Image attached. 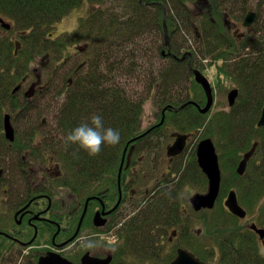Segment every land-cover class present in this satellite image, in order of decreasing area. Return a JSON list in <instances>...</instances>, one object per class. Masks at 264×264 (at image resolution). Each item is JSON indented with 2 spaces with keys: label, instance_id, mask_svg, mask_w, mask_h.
Returning <instances> with one entry per match:
<instances>
[{
  "label": "trees",
  "instance_id": "16d2710c",
  "mask_svg": "<svg viewBox=\"0 0 264 264\" xmlns=\"http://www.w3.org/2000/svg\"><path fill=\"white\" fill-rule=\"evenodd\" d=\"M84 1L0 0V17L11 21L13 31H18L20 37V43L14 48L11 41H3L0 44V133L6 104L10 103L8 108L11 111L23 110L26 106H21L11 94L13 87L30 73L36 56L50 53L51 50L59 53L67 46L73 36L65 37V41L64 38L57 41L52 39L49 31ZM90 1L94 4L103 2ZM115 1L117 10L116 7H98L81 20V30H84L82 36L91 41V55L95 64L91 63V67L88 65L86 71L84 69V72L74 76L75 81L66 91L64 102L56 114V129L50 141V150L63 169L61 184L73 192H78L80 188L90 191V180L95 178L99 181L107 177L111 178L110 185L104 184L99 191L105 190L107 186L109 189L106 188L105 193L111 198L116 197L117 175L124 149L126 144L140 133L144 102L129 97L120 83L116 82V77H111L109 72L120 71L122 74L126 62L134 63L132 56L140 48L139 39L146 37L144 35L151 29H155L163 35V45L158 49L161 56L163 57L162 52H166L167 47H171L169 50L173 53V56H169L170 64L162 68L160 73L161 85L165 89L161 101L174 103L173 96L169 95L173 85L180 81L184 73L192 75L191 68L204 70L201 59L209 57L216 62L223 61L217 65L219 76L234 78L242 86L239 98V104L243 105L242 113H239L235 106L231 113H216L206 123V116H192L185 109L178 114L167 115L166 123L174 125L171 123L173 120H170L172 117L182 118V121L179 120L176 124V129L183 133H192L194 136L202 131V138H213L221 152L222 168L228 173L222 177L221 198L213 210L207 211L203 218L200 217L207 235L210 234L209 239L217 241L220 246V260L228 261L224 264H264V249L259 245L255 233L236 224L239 218L229 213L222 203L229 190H236L241 205L248 213L253 214L257 226L264 228V127L257 126L264 107V58L252 62L249 57H241L233 62V65L226 64L235 54L240 55L241 50L245 51L249 41L241 44L237 36L230 34L227 25L222 21L225 14L224 9L220 8V0ZM236 19L240 20L239 17ZM164 24L168 28L169 45H166ZM178 32L192 33L195 45L186 47L177 43ZM261 38L262 41L258 43L264 45L263 32ZM262 47L264 49V46ZM188 50L193 54V60H177ZM260 53L264 55V50ZM108 64L110 67L106 71ZM192 84L197 86L195 81ZM176 104L179 105L178 102ZM95 113L103 115L105 126L120 130V143L115 146H103L102 151L95 156L89 155L76 145L66 146L63 137L67 131L81 122L90 120L91 115ZM2 138L0 134L1 142ZM16 143V149L28 147L24 140H17ZM133 144L131 147L136 151L137 145ZM255 146L246 173L240 176L236 166L244 153L251 151ZM130 152L132 153V149L127 152L126 164ZM40 156L41 153L37 152L35 158ZM23 163L25 161L21 158L20 164ZM225 163L227 165H224ZM193 165L196 169H186L175 189L157 194L159 198L152 202L149 217L143 223L147 227L146 232L157 222L164 220L177 227L189 226L186 216L183 218L177 195L186 184L207 183V178L199 167L194 163ZM182 169L183 167L179 168L177 172L180 173ZM3 175L0 177V197L6 194L1 186ZM135 217L128 223V239L134 238L133 234L141 229V223ZM70 221H75V218ZM0 231L16 239L24 237L20 230L7 228V224H0ZM32 235L33 231L26 237L30 239ZM130 243L132 247L127 248L126 255H148L147 251H140L142 249L138 247L139 244ZM15 244L10 237L0 235V254L14 248ZM124 250L121 249L117 256H121ZM197 255L202 260L208 258L205 252Z\"/></svg>",
  "mask_w": 264,
  "mask_h": 264
},
{
  "label": "flooded vegetation",
  "instance_id": "af4514ba",
  "mask_svg": "<svg viewBox=\"0 0 264 264\" xmlns=\"http://www.w3.org/2000/svg\"><path fill=\"white\" fill-rule=\"evenodd\" d=\"M225 19H227L225 21V24L227 25V28L230 29L231 23L228 20V14L225 15ZM233 25L235 26V24ZM250 29L251 27L247 28L248 31ZM18 39L19 42H17V44L20 43V38ZM73 39L75 40L74 37H72L71 40ZM66 48H69L68 45L66 46ZM169 49L171 50V47ZM169 49L167 47V51L162 52L163 57L169 58V56H173L172 55L173 53H171ZM49 57H50L49 53H45L44 58H47V61L42 63L43 65L42 67H44L49 63L50 60ZM188 58L190 60H193V54L189 52V50L186 52V54H184V56L178 57L177 60L181 62H186ZM201 60L203 61V65L205 68L204 70H200V69L197 70H200L203 74H205L206 66L209 60L208 59H201ZM94 61L95 60L93 58H90L89 60H87V62H83L74 70H71L73 71V75L77 76L78 74H80V72H83V70L86 67H88V65L91 67V63L95 64ZM191 69H193V71H192V75H189V77H193L194 81L196 82L194 75V70L196 69L194 68ZM28 75L22 81L17 83V85L12 89L11 94L16 98H17V94L22 91L23 86L28 82L29 80ZM67 81L68 82L66 84V87H64L65 89L64 94L74 83V80L72 78L68 79ZM40 84H41V78L40 76H38L37 81L31 84V88L28 90V92L24 94V96L28 98V95L29 94L31 95L32 91L34 92V90H36L37 88L42 87ZM196 84L197 86L193 85L194 91L197 90L195 92L199 93L198 92L199 90L201 92L202 94L201 99L198 100V97L196 96L195 98L190 97L189 95L191 94V92H189L188 99H176L172 94H169L173 96L174 103H165L163 101L158 102L159 104H157V106L161 108L160 110L161 119L159 122L153 123L147 128L140 130V133L137 135V137L134 138L135 141L132 142V144L135 143L137 145L136 148L137 150L135 151V148H133V146L131 147L132 144L130 142L126 144L123 153V156L125 155L124 162L122 164L121 161L117 175V195L116 197L113 198H111L107 193H105L106 188H108L107 186L105 190L102 189L101 191H99V189H101L104 184L108 186L110 185L111 178L107 179V177H105L106 180L100 179L99 181H96L95 178L93 180H90V187H91L90 191L87 189L80 188L78 192H73L70 190L69 187L63 186L61 184L63 183L60 180V178L63 175V169L61 168L59 162L54 161V157L52 155H49V158L46 157L44 158V156L46 155L44 151L52 153V150H50V141L53 137V133L45 132V131L41 132L39 128L36 127L32 128L31 126H28L25 134L23 135L24 137L22 138L17 137L15 130L16 124H13V120H12L13 116L10 114L11 123L15 131V139L14 141L8 140L5 133V115L9 113H5V111H7L5 107L4 114L2 117V126H1L2 130L0 133L3 136L2 139L4 140V142L2 140L1 144L5 146L7 145L8 150L20 155L24 159L25 163H23L21 166H22V170L26 172V178L30 180V183L28 184V181L26 180V182L24 183L26 186V187L24 186L25 189L24 187H22L21 189L14 187V191H12V188L10 187L9 190L11 192L7 193L10 200V207L13 212L12 214L13 228H15L16 230H20V233L24 235L23 239L13 238L2 231H0V235H6L7 237H10V239H12L16 243L15 246H19L20 248L25 249L27 256L32 259L33 264H38L39 259L50 252H58L60 255H62L63 257L67 258L69 261L75 264H80L82 258L86 254H90L91 256L98 258H107L109 256H112V262L110 264H117L118 262L123 263L124 262L123 259L131 258V256L133 257L136 256L139 258H149L151 257L149 254L154 252L153 257L157 256V260L153 261V264H170L172 261L176 259L180 250L189 251L193 253L197 258H199V256L197 255L198 253H203V252L207 253V257H208L207 260H202L199 258L205 264L228 263V261L220 260V246H218L217 241L213 240L214 244L211 245L212 248H209V246H207L209 237L206 233V229H204V233H205L204 235L205 238H204L200 230L196 232L192 229L191 226L186 227L185 225H183V227L181 226L177 227L174 226L173 223L168 222L167 220H164L163 222H157L147 232L145 231L147 227L146 225L143 224L145 220L149 217V214L152 209V207H150L152 205V202L159 198L157 196L160 195L159 194L160 192H171L173 189H175L177 182L180 179H182L185 170L186 169L192 170L193 168H195L193 163L197 165L199 169L202 171L198 163L197 149L200 142L208 138V137L202 138V134H201L202 131L200 134H197L196 136H194L192 133H183L180 130L176 129L177 127L176 124L179 123V120L182 121L181 120L182 118L172 117L170 120H173V122L171 123H173L174 125L172 124L170 125H172L176 130L174 129L175 131L172 132L170 135L171 141L167 143L165 148V152H166V158L164 159L165 163L163 161L162 164L163 166H161V170L156 175L155 180L151 186L152 188L151 189L147 188L141 194L137 195V192L133 189L134 187H132L133 182L135 180L134 176H136V174H134L135 173L134 169L136 167V162L134 163L135 158L137 156L139 161L142 162L144 161L145 158L140 157L138 155L140 153H144L147 150H150L151 144L154 143L155 139L159 138V136H162V132H161L162 129L166 128V126L168 125L166 123L167 115L178 114L179 111H184L186 109L188 113L192 114V116H196V117L206 116L207 118L206 123L209 121L208 120L209 114L212 110L214 102L211 109L207 113H202L201 110L204 109L208 103V97L204 88L197 82ZM16 88L18 89L17 91H15ZM233 90H238L239 91L238 97L240 95V90L238 88L232 89L228 93V102H229V95ZM213 95H214V89H213ZM237 99L234 105H230L229 102L231 110L235 107ZM177 102L179 103V105L176 104ZM262 111L259 119L261 118ZM231 112L220 111L217 113L223 114V113H231ZM163 118L164 120L162 121ZM46 122H47L46 119L43 118L40 124L45 125ZM39 133L41 134V139L39 145L38 144L36 145L33 142L36 139V137L40 135ZM178 134L188 135L186 147L181 154L176 156H169L168 147H170L175 143L176 135ZM163 137L165 136L163 135ZM211 139L213 140V138ZM17 140H24V143L28 147L21 149L20 147H17L16 149ZM193 140H196L194 146L195 149L191 152L190 155H187V150L189 149L190 143ZM155 145L159 147L160 146L159 141H157ZM131 149H132V153L131 152H130L131 154L129 153L128 163L126 164L127 152L131 151ZM37 152L41 153V156L36 159L40 160L43 158L44 161L48 160L49 162V164L45 165V167L42 170L40 169L36 170L34 166L36 167L37 164L34 162L32 163L29 160L30 157H34V158L37 157ZM246 153H244V155ZM26 155L28 157H26ZM218 155H219V164L221 167L222 166V161L220 158L221 152L218 153ZM244 155L242 159L244 158ZM242 159L238 162L236 166V170ZM183 160H185L184 162L185 164H183ZM181 167H183V169L180 171V173L177 172V170ZM154 168L156 171H158V167L156 166L155 163H154ZM0 170H2L0 173L1 176L4 170L3 169ZM35 172L39 173V177L37 179L38 181L37 180L34 181L33 179ZM46 173L48 175L50 174L47 183L43 181V177L41 176V175H45ZM205 177L207 178L206 175ZM207 183H208V178H207ZM195 185L204 187L206 184L205 183L202 185L194 184L193 186ZM189 186L191 185L186 184L185 187L181 188V192H179L177 196L181 197L182 193L187 192ZM66 191L69 194L68 195L69 197H67V202L63 198L64 194L63 197L61 196L62 195L61 193ZM197 194H205V193L203 192L195 193L190 198L189 210L191 213H187L186 209L182 210L183 207H180L184 216L183 218H185L186 216V219H188L186 221H188V223H190L189 221L192 215L199 217V220H201V218H203L207 214V211H209V209H202L201 211H196L193 208L191 202L192 199ZM16 197H18L17 200ZM174 197L175 196H173V198ZM71 198H73V200H71ZM226 198L227 197H225L224 199V206H225ZM128 201H130L132 205L138 204L137 210L134 211L133 214L127 216V218L122 219L124 216V207L127 205ZM85 209H86V214L85 216H83ZM4 214L7 213L4 212L3 215ZM133 217H135L139 221V223H141V229L138 228L139 229L137 230L138 232L133 234L134 238L128 239V235H129L128 223L131 221ZM247 217L245 219L239 218V221H246ZM71 218H75V221L71 222L70 221ZM96 223H100V225H97ZM252 224H256V223L253 222ZM250 226H249V230L255 233L259 241V245H261V247L264 249V245L262 244L259 234L251 230ZM32 231H33V235L31 236V238L30 239L29 237L27 238L26 235L28 234L31 235ZM85 232L87 233L105 232L107 236L111 234L113 239L115 240L113 246H111L114 250H112L111 253L105 256L93 255V253H91L90 251L91 249H88V247H86L84 249L85 251L83 250L84 251L83 253L82 251H80L77 254L68 255L67 254L68 250L80 247L81 244L84 242L82 241V238H83V233ZM32 240L33 242L30 245L26 246V244L30 243ZM128 240L132 243L135 242L139 244L138 247L142 249L140 251L142 252L147 251L148 255L147 256L146 255L142 256L143 254L125 255L126 253H128V251H126L127 248L132 247L131 246L132 244ZM128 242H129V246L127 245ZM145 242L147 243V245H145ZM120 248L125 249L124 250L125 252L123 251L121 256H117L121 251ZM167 250H170L169 254H167V257H163L162 253L166 252Z\"/></svg>",
  "mask_w": 264,
  "mask_h": 264
},
{
  "label": "rangeland",
  "instance_id": "374dc122",
  "mask_svg": "<svg viewBox=\"0 0 264 264\" xmlns=\"http://www.w3.org/2000/svg\"><path fill=\"white\" fill-rule=\"evenodd\" d=\"M98 7L110 9L116 7V10L118 8L117 1L115 0H103V2L99 4H94L90 0H85L81 5L71 10L68 15H66L49 31V33L53 36V40L62 41V39L64 38L63 41H65V37L70 36H73L75 40H69L67 43L69 48L63 47L59 53H54L52 50L49 51L50 60L49 63L44 67H42V63L47 61V58H44L45 54L38 55L32 62L30 71L31 73L28 75L29 80L23 86L22 91L17 94V101L21 104V106H24L23 104H26L23 110L17 109L15 111H11L8 108L10 106V103L6 104L7 111H5V113H9L13 116L14 119L12 118V120L13 124H16V127H14L17 137H24L23 135L25 134L28 126H31L32 128H39L41 132L45 131L50 133H53L54 129H56V114L65 99L64 87H66L68 79L72 78L75 81L73 71L71 70H74L83 62H87V60L92 58L91 41L88 40L85 36H82L84 35V30H81V20L87 17L93 10L97 9ZM220 8L224 9L225 15L228 14V20L231 23V27L229 29L230 34L237 36L239 39V43L241 44L246 40L249 41V45L246 50H241L240 55L235 54L232 59H229L226 62V64L233 65V62L238 61L241 57H249L252 62L257 61L261 57L264 58V55L260 53L261 50H264L262 49V46L264 45L263 43H258L263 39L261 38L262 32L264 35V0H220ZM244 10L245 12L243 13ZM250 10L256 12L257 17L254 24L251 26V29L248 31L247 28L243 27L242 23L245 15ZM118 11L121 12L120 9H118ZM242 13L244 14L243 17L241 15ZM236 17H239L240 20H237ZM6 20L9 21L8 19ZM226 20L227 19L222 18L224 24ZM233 24H235V26ZM144 36L146 37L139 39L138 43L140 45V48L132 56L135 62H126L123 66L124 71L122 70V74L120 71L109 72V75H111V77H116V82L120 83V86L126 91L129 97L140 99L144 102V110L140 127L141 130L147 128L153 123L159 122L161 119V108L157 106V104H159L158 102L161 101L160 99L162 98L165 89L161 85L160 73L162 68L170 64V59L163 58L158 50L163 45V35L159 31L151 29V31L147 32ZM18 38H20L18 31H13V28L10 30H6L2 26H0V44H2L3 41H11L12 43H14V48L17 45V42H19ZM176 41L180 45L182 44L186 47L192 44L195 45L192 33L178 32ZM138 43L136 45H138ZM206 59H208L209 62L207 63L204 75L209 79L214 89V105L209 114L210 119V117L217 112L232 111L228 102V93L232 89L238 88L241 95L242 86L234 78H225L223 76H219L217 65H220L222 62L213 61L210 57ZM110 63H112L111 60ZM109 67L110 64H108V68H105V70L108 71ZM86 70L87 67L85 68V71ZM38 76H40L41 78L40 85L42 87L37 88L36 90H34V92L32 91V94H29L28 98L25 97L24 94L31 88V84L37 81ZM193 81V77H189L188 73H184L181 76L180 81L176 85H173L171 94L176 99H188L189 96L192 98H195L196 96L198 97V100L201 99V92L199 90V93L195 92L197 90L194 91V87L192 84ZM189 92H191L190 95ZM240 95L235 106L238 108L239 113H242L243 105L241 103L239 104ZM43 118H45L47 121L45 125L40 124ZM174 129L175 128L170 124H168L166 128L162 129V136H159V138L155 139L154 143L151 144V149L138 155L145 158L143 162L139 161L136 156L134 161V163L136 162V167L134 169V174H136V176H134L135 180L132 187H134L133 189L137 192V195L141 194L147 188H152L151 186L155 180V177L161 170V166H163V161L165 163V148L167 143L171 141L170 135L176 130ZM163 135L165 137H163ZM40 139L41 134L36 137L33 143L39 145ZM157 141H159L160 143L159 147L155 145ZM213 141L216 144V141L214 139ZM195 142L196 140L191 141L190 147L187 150V155H190L191 152L195 149ZM217 150L218 153H220L218 147ZM44 153L46 154L44 158H49V155H53L51 152L47 151H44ZM26 157L28 156L26 155ZM21 158L22 157L20 155L8 150L7 145H2L0 141V169H3L5 171L1 174H4V180L1 181V186L4 191L8 189L5 192L6 194L0 197V224H2V226L7 224V228L9 229H13V212L10 207L9 196L7 194L11 192L9 188L11 187L12 191H14V187L20 189L24 187V183L26 182V180L28 181V184L30 183V180L26 178V172L22 170V166L20 164ZM29 160L30 162H34L37 164L36 167L34 166L36 170H42L45 165L49 164L48 160L44 161L43 158L38 160L34 157H30ZM54 161L58 162L56 159H54ZM184 162L185 160H183V164H185ZM154 163L158 167V171L155 170ZM224 165H227V163H225ZM221 169L223 176L228 174L227 171H224L222 166ZM225 169L227 170V168ZM38 172H35L34 174V181H36L39 177L40 172ZM49 175L47 173L45 175H41L45 183L48 182ZM207 190L208 183H206L204 187L196 185L189 186L187 192L182 193L181 197H178L181 203L180 206L183 207L182 210L186 209L187 213H191L189 210L190 198L195 193H206ZM61 194L62 197L64 194L63 198L67 202V197H69L68 192H62ZM225 197H227V195ZM17 199L18 197H16V200ZM224 199L222 203H224ZM71 200H73V198H71ZM137 206L138 204L132 205V203L128 201L127 205L124 207V216L122 219H125L127 218V216L133 214V212L137 210ZM4 212L7 214L3 215ZM199 221V217L192 215L189 221V226H191L192 229L196 232L200 230L203 237L205 238L204 223L203 221ZM253 222H255L253 214L248 213L246 221H238L236 222V224H239L244 229H249V226ZM209 235L210 234L208 233V237ZM85 240H91L95 242L94 247L88 248L91 249L90 251L91 253H93V255L103 256L111 253V251L113 250L111 246H113L115 241L111 234L107 236L105 232H85L83 233L82 241ZM213 244V240L209 239L207 246H209V248H212L211 245ZM85 248L86 247H83L81 244L80 247L68 250L67 254H77L80 251H82L83 253L85 251ZM25 251V249L20 248L19 246H14V248L0 254V264H33L32 259L27 256ZM169 252L170 250L163 252L162 256L167 257V254H169ZM152 254L153 253L150 254L151 257L149 258H139L136 256H131V258L123 259V263L118 262L117 264H153V261L157 260V256L153 257Z\"/></svg>",
  "mask_w": 264,
  "mask_h": 264
},
{
  "label": "water",
  "instance_id": "95a60500",
  "mask_svg": "<svg viewBox=\"0 0 264 264\" xmlns=\"http://www.w3.org/2000/svg\"><path fill=\"white\" fill-rule=\"evenodd\" d=\"M256 17H257L256 12L254 11L248 12V14L244 19V23H243L244 27L250 28L254 24ZM0 24L6 30H10L12 28V25L6 22L2 17H0ZM164 28H165L166 45H169V34L166 24H164ZM194 75L196 82L204 88L207 94L208 103L206 107L201 110L202 113H207L211 109L214 102L213 88L211 82L200 70L197 69L194 70ZM17 90L18 89L16 88L15 91ZM238 94H239L238 90H233L230 93L229 95L230 105H234L238 97ZM10 117H11L10 114L5 115V133L8 140L14 141L15 131L12 126ZM163 120L164 118L162 119V121ZM257 126L259 128L264 127V108ZM187 138L188 135H184V134L176 135L175 143L170 147H168V155L176 156L181 154L186 147ZM133 141H135V139L131 140L130 142ZM255 148L256 146L253 147L251 151L246 153L244 155V158L240 162L237 168V173L240 176L245 175L248 166V161L252 157ZM197 156H198L199 166L202 169L203 173L208 178V190L205 194H197L192 199L191 203L196 211H201L202 209L212 210L216 206V203L221 195L222 171L219 164V155L217 153L215 143L211 138L204 139L203 141L200 142L197 149ZM124 158L125 155L123 156L122 164L124 162ZM225 206L232 215L240 219H245L248 215L247 210L241 205L239 196L236 190L234 189L230 190L229 193L227 194V198L225 200ZM86 209L84 211L83 216H85L86 214ZM96 224L100 225V223H96ZM250 229L259 234L262 244L264 245V228H258L256 224H252L250 226ZM33 240L30 243H27L26 246L30 245L33 242ZM111 262H112V256H109L107 258H98V257H93L90 254H86L82 258L80 264H110ZM38 264H75V263L69 261L67 258L60 255L58 252H50L47 255L42 256L39 259ZM170 264H205V263L202 262L199 258H197L193 253L186 250H180L176 259L172 261Z\"/></svg>",
  "mask_w": 264,
  "mask_h": 264
},
{
  "label": "clouds",
  "instance_id": "9594fccd",
  "mask_svg": "<svg viewBox=\"0 0 264 264\" xmlns=\"http://www.w3.org/2000/svg\"><path fill=\"white\" fill-rule=\"evenodd\" d=\"M63 140L66 146L76 145L89 155L95 156L102 151L103 146L119 144L121 132L112 126H105L103 115L95 113L91 115L90 120L70 128ZM82 246L91 248L95 246V242L85 240Z\"/></svg>",
  "mask_w": 264,
  "mask_h": 264
}]
</instances>
